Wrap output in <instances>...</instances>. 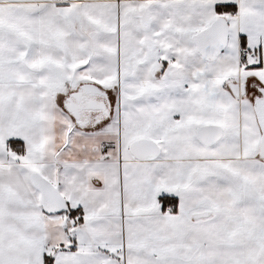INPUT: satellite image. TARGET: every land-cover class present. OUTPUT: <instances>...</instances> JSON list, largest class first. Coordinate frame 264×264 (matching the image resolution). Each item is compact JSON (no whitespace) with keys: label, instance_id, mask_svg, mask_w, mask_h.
I'll list each match as a JSON object with an SVG mask.
<instances>
[{"label":"snow or ice","instance_id":"1","mask_svg":"<svg viewBox=\"0 0 264 264\" xmlns=\"http://www.w3.org/2000/svg\"><path fill=\"white\" fill-rule=\"evenodd\" d=\"M0 264H264V0H0Z\"/></svg>","mask_w":264,"mask_h":264}]
</instances>
